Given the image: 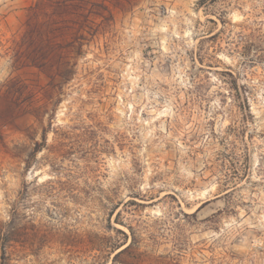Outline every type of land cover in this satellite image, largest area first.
Returning a JSON list of instances; mask_svg holds the SVG:
<instances>
[{"label":"rangeland","instance_id":"obj_1","mask_svg":"<svg viewBox=\"0 0 264 264\" xmlns=\"http://www.w3.org/2000/svg\"><path fill=\"white\" fill-rule=\"evenodd\" d=\"M0 264H264V0H0Z\"/></svg>","mask_w":264,"mask_h":264},{"label":"trees","instance_id":"obj_2","mask_svg":"<svg viewBox=\"0 0 264 264\" xmlns=\"http://www.w3.org/2000/svg\"><path fill=\"white\" fill-rule=\"evenodd\" d=\"M225 73H226V75H228V76H230L232 78V81L234 80L233 76L230 73H228V72H225ZM234 83H235V81H234Z\"/></svg>","mask_w":264,"mask_h":264}]
</instances>
